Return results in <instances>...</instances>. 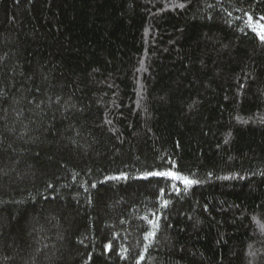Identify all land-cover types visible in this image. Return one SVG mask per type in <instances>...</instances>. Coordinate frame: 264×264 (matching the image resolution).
Instances as JSON below:
<instances>
[{"label": "trees", "instance_id": "1", "mask_svg": "<svg viewBox=\"0 0 264 264\" xmlns=\"http://www.w3.org/2000/svg\"><path fill=\"white\" fill-rule=\"evenodd\" d=\"M262 17L0 0V264H264Z\"/></svg>", "mask_w": 264, "mask_h": 264}, {"label": "snow or ice", "instance_id": "2", "mask_svg": "<svg viewBox=\"0 0 264 264\" xmlns=\"http://www.w3.org/2000/svg\"><path fill=\"white\" fill-rule=\"evenodd\" d=\"M261 19H264V17H262ZM249 20H252V17H249ZM254 31H256V29H253ZM257 35L259 36V38L261 39L262 42H264V26H261L260 30L257 32ZM153 175H168L171 176V173H153ZM173 178H180L183 179L185 184H191L192 181L187 180L186 178H182V177H173ZM149 235H154L153 233H149Z\"/></svg>", "mask_w": 264, "mask_h": 264}]
</instances>
